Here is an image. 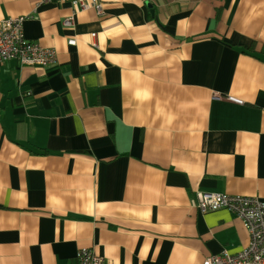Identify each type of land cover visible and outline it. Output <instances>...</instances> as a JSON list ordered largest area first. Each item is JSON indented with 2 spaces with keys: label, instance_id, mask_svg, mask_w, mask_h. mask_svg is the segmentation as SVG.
<instances>
[{
  "label": "crops",
  "instance_id": "obj_1",
  "mask_svg": "<svg viewBox=\"0 0 264 264\" xmlns=\"http://www.w3.org/2000/svg\"><path fill=\"white\" fill-rule=\"evenodd\" d=\"M100 2L0 0V21L25 18L24 37L55 52L0 65V264L239 252L241 221L190 200L264 204V0Z\"/></svg>",
  "mask_w": 264,
  "mask_h": 264
},
{
  "label": "built area",
  "instance_id": "obj_2",
  "mask_svg": "<svg viewBox=\"0 0 264 264\" xmlns=\"http://www.w3.org/2000/svg\"><path fill=\"white\" fill-rule=\"evenodd\" d=\"M69 3L81 11L93 9L100 13L99 0H39V4ZM25 18H5L0 21V65L6 61H15L17 66L46 67L55 62V52L26 39L22 31ZM70 26V20H65ZM95 38V34L90 35ZM74 45L75 41L67 42ZM91 46L97 45L91 42ZM228 101L242 104L241 101L227 98ZM190 205L201 214L211 210L225 209L238 218L248 233V245L235 254L221 252L203 260L202 264H264V204L255 197L228 196L225 194L199 192L191 199ZM78 264H106L104 258L90 248H83L76 254Z\"/></svg>",
  "mask_w": 264,
  "mask_h": 264
},
{
  "label": "rangeland",
  "instance_id": "obj_3",
  "mask_svg": "<svg viewBox=\"0 0 264 264\" xmlns=\"http://www.w3.org/2000/svg\"><path fill=\"white\" fill-rule=\"evenodd\" d=\"M99 2H100V0H99ZM101 3V2H100ZM229 98V97H228ZM230 98H232V97H230ZM227 99V98H226ZM232 99H235V98H232ZM235 100H237V99H235ZM240 101V100H239ZM197 193H199V192H197ZM196 193V194H197ZM206 193H210V192H206ZM196 194H195V196H196ZM225 195H228V196H233V197H236V196H240V197H245V196H242V195H229V194H225ZM194 196V197H195ZM193 197V198H194ZM192 198V199H193ZM191 201V200H190ZM191 206V205H190ZM192 207V206H191ZM194 209H196V208H194ZM197 210V209H196ZM220 210H225V209H222V208H220V209H216V210H211V211H208V212H206V213H202V214H208V213H212V212H217V211H220ZM226 211V210H225ZM244 227V226H243ZM245 229V228H244ZM81 250V249H80ZM79 251V250H78ZM77 251V252H78ZM77 252H76V254H77ZM76 254H75V257H74V263L75 264H78V261H77V259H76ZM220 254V253H219ZM215 255V254H214ZM214 255H212V256H214ZM216 255H218V254H216ZM105 260V259H104ZM203 263V262H202Z\"/></svg>",
  "mask_w": 264,
  "mask_h": 264
},
{
  "label": "trees",
  "instance_id": "obj_4",
  "mask_svg": "<svg viewBox=\"0 0 264 264\" xmlns=\"http://www.w3.org/2000/svg\"><path fill=\"white\" fill-rule=\"evenodd\" d=\"M255 46H256L255 43H252L251 47H248V49H246L244 53L247 55H252V53H255L254 51Z\"/></svg>",
  "mask_w": 264,
  "mask_h": 264
},
{
  "label": "bare ground",
  "instance_id": "obj_5",
  "mask_svg": "<svg viewBox=\"0 0 264 264\" xmlns=\"http://www.w3.org/2000/svg\"><path fill=\"white\" fill-rule=\"evenodd\" d=\"M248 245V244H247Z\"/></svg>",
  "mask_w": 264,
  "mask_h": 264
}]
</instances>
